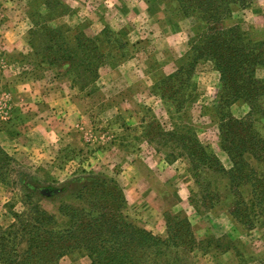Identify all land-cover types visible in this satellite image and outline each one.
Here are the masks:
<instances>
[{
    "label": "rangeland",
    "instance_id": "1",
    "mask_svg": "<svg viewBox=\"0 0 264 264\" xmlns=\"http://www.w3.org/2000/svg\"><path fill=\"white\" fill-rule=\"evenodd\" d=\"M146 1L149 15L131 12L134 6L142 9L136 0L128 2L130 10L124 0H62L69 12L60 18L55 13L50 25H66L69 35L81 31L98 38L101 51H109L98 69L94 92L87 97L89 90L71 89L64 68L56 76L19 62L18 54L27 52L29 15L37 10L46 14L40 0H0V149L13 159L14 181L9 186L0 182V227L10 225L14 214L23 211L24 192L55 215L61 202L74 204L73 180L84 177L85 170L116 179L127 200L126 215L155 235L160 230L165 235L162 213L169 209L188 217L198 241L221 238L223 248L232 242L234 248L228 252L195 250L196 264H264V228L246 232L230 220L231 199L223 182H211L219 203L196 211L189 198L197 188L186 164L180 159L168 162L167 148L156 151L128 136L137 134L141 119L149 120L151 113L170 128L154 84L177 70L189 38L202 31L180 16L174 0H161L159 8L154 0ZM227 25H238L253 42L264 40V0L235 12ZM195 82L197 98L181 121L229 169L214 112L219 75L203 62L196 67ZM247 110L242 103L229 109L235 118ZM242 193L248 197L245 189ZM59 264L89 260L73 252Z\"/></svg>",
    "mask_w": 264,
    "mask_h": 264
},
{
    "label": "trees",
    "instance_id": "2",
    "mask_svg": "<svg viewBox=\"0 0 264 264\" xmlns=\"http://www.w3.org/2000/svg\"><path fill=\"white\" fill-rule=\"evenodd\" d=\"M254 1L174 0L180 16L202 31L189 38L177 70L154 84L170 128H164L151 113L149 120L141 119L137 134L128 135L156 151L169 149L168 162L180 159L186 164L197 188L189 198L196 211L200 207L210 210L219 203L221 197L211 182H223L231 199L227 215L246 232L264 228V77L259 76L264 72V40L253 42L238 25L226 23ZM40 2L46 14L37 10L29 15L27 52L18 54L20 64L53 71L56 76L64 68L71 89L89 90L85 95L90 96L109 51H101L98 38H88L81 31L69 35L66 25H50L55 13L60 18L69 12L62 0ZM203 62L210 63L219 75L214 112L219 121V146L229 160V169L181 121L188 104L197 98L195 70ZM235 103L246 105L245 116L230 114ZM12 162L0 149V182L6 186L14 183ZM81 173L84 177L73 180L77 185L74 204L61 202L56 215L29 192L22 193L23 211L14 214L10 225L0 227V264H59L73 252L84 254L89 264H196L195 250L223 253L234 248L232 242L223 248L221 238L198 241L188 217L169 209L162 213L165 235H155L126 215L127 200L116 179L92 171Z\"/></svg>",
    "mask_w": 264,
    "mask_h": 264
},
{
    "label": "crops",
    "instance_id": "3",
    "mask_svg": "<svg viewBox=\"0 0 264 264\" xmlns=\"http://www.w3.org/2000/svg\"><path fill=\"white\" fill-rule=\"evenodd\" d=\"M118 1V0H117ZM121 1V0H120ZM130 0H124V6H125V8H126V6H127V8L130 10L131 8H129V5H128V2H129ZM155 1V4L157 5V7L159 8L160 6H161V0H154ZM136 5L137 6H140L142 9L140 10L138 7H136V6H134V9L132 8L131 9V12H134V14H135V12H137V10H138V14H140L141 13V11L143 10L144 11V13L146 14V15H149V13L147 12V9H148V2L146 1V0H136ZM133 10H135V11H133ZM163 229V228H162ZM164 231V230H163ZM160 232H161V230L160 231H158L157 233H156V235H159V236H162V235H160ZM155 234V233H154Z\"/></svg>",
    "mask_w": 264,
    "mask_h": 264
}]
</instances>
